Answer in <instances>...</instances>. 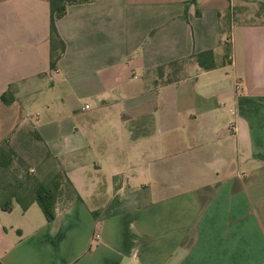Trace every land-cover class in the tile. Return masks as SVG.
Wrapping results in <instances>:
<instances>
[{"label":"crops","instance_id":"1","mask_svg":"<svg viewBox=\"0 0 264 264\" xmlns=\"http://www.w3.org/2000/svg\"><path fill=\"white\" fill-rule=\"evenodd\" d=\"M57 28L50 69L48 0H0V141L38 133L81 197L0 205V264H264V0H90Z\"/></svg>","mask_w":264,"mask_h":264},{"label":"trees","instance_id":"2","mask_svg":"<svg viewBox=\"0 0 264 264\" xmlns=\"http://www.w3.org/2000/svg\"><path fill=\"white\" fill-rule=\"evenodd\" d=\"M90 0H48L49 3V68L54 69L58 60L63 55L65 50V41L60 35L57 28V20L65 14L67 7L71 4L85 2ZM198 63L201 69H210L217 65L214 60L213 50L204 49L195 52L191 55ZM184 59L172 60L164 64H160L153 69H147V72L153 71L156 73L159 82L166 83L172 81L174 66L181 63ZM166 69H168L166 71ZM1 99L5 103H9L13 99V95L9 88L1 94ZM35 140H41L38 133L33 131L29 133ZM46 157L50 152L46 149ZM16 151L11 146L9 137H5L0 141V172L6 169L13 160V155ZM18 179L14 182L3 183L0 179V205L4 210H10L12 207V198L20 204L22 210L35 201L43 210L47 219H52L55 216V203L60 196H65L72 200H80L81 197L74 189L70 179L62 169H56L52 178L41 181L37 177L27 173L18 174ZM21 176V177H20ZM1 178V175H0ZM64 181V182H63ZM62 183H66L64 194L61 193ZM204 189L206 188L203 187Z\"/></svg>","mask_w":264,"mask_h":264},{"label":"rangeland","instance_id":"3","mask_svg":"<svg viewBox=\"0 0 264 264\" xmlns=\"http://www.w3.org/2000/svg\"><path fill=\"white\" fill-rule=\"evenodd\" d=\"M224 39L221 40V46H219L218 53L221 55L222 51L227 52L229 51V44L226 42V35L227 31L224 33ZM54 93L51 94L52 103L53 106L56 107L57 104H60L59 100V94L58 92L53 91ZM50 96V95H49ZM106 96L113 98V92H108ZM78 103L81 104H88V108H81L79 107L78 116H81L85 122H90L91 120L87 117L88 112L93 113L95 115V121L97 122L96 127L94 129H91L89 131L86 129L87 134L89 135H95L99 137H106L109 135H113V128H109L105 126V122L107 121V117L103 116V113L100 111H95L96 105L92 97H80ZM156 106H161L160 103H155ZM160 104V105H159ZM153 106V103H152ZM40 111V109H38ZM161 114V113H160ZM100 122V123H99ZM102 122L104 123V127L102 125ZM12 148L16 151V154L13 155V160L11 164L4 170L0 172L1 175V181L3 183H7L9 181L14 182L16 179H18V174H24L27 173L29 175L37 177V179L41 181H46L54 175L56 172V169H62L64 171V168L62 164H64V161L61 159V157L58 158H45L43 157V151L40 148L41 145L36 142V140L29 134H25L22 137L14 138L11 141ZM86 159L81 160V165L88 164L93 168V164L95 162H98L96 159L97 154L93 153H86L84 154ZM85 162V163H84ZM21 177V176H20ZM64 182V181H63ZM65 187H67L66 183H62L61 186V193L64 194ZM68 197V196H67ZM2 198V197H0ZM12 202L16 203L15 199L12 198Z\"/></svg>","mask_w":264,"mask_h":264},{"label":"built area","instance_id":"4","mask_svg":"<svg viewBox=\"0 0 264 264\" xmlns=\"http://www.w3.org/2000/svg\"><path fill=\"white\" fill-rule=\"evenodd\" d=\"M85 106H87V104Z\"/></svg>","mask_w":264,"mask_h":264}]
</instances>
